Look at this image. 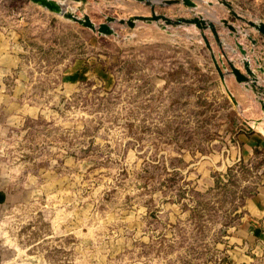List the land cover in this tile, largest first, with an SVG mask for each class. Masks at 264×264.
<instances>
[{"label": "rangeland", "instance_id": "1", "mask_svg": "<svg viewBox=\"0 0 264 264\" xmlns=\"http://www.w3.org/2000/svg\"><path fill=\"white\" fill-rule=\"evenodd\" d=\"M54 1L113 32L0 0L3 261L264 264L263 98L228 65L261 67L264 36L226 5L262 21L264 0ZM151 10L211 21L221 47L208 27L117 22Z\"/></svg>", "mask_w": 264, "mask_h": 264}, {"label": "water", "instance_id": "2", "mask_svg": "<svg viewBox=\"0 0 264 264\" xmlns=\"http://www.w3.org/2000/svg\"><path fill=\"white\" fill-rule=\"evenodd\" d=\"M34 3L43 6L46 9H49L57 14H60L72 21H75L77 23H80L83 26H86L92 30H96L98 33H104V34H110L113 32L112 28L109 26L108 23H102L98 26H96L89 18L87 15H84L83 18L77 17L75 16L73 13L65 10V8L63 6H61L59 3H57L54 0H31ZM75 1H84V0H75ZM140 1H146L147 3H151L149 0H140ZM182 2L188 6H195L194 2L192 0H182ZM227 7H229L231 10V13L233 16H235L238 19L243 20L247 25L253 27L255 30H257L262 36H264V22L263 21H254V20H247L244 17H242L241 15H239L234 9H232L231 5L229 3H226ZM161 19L162 21H164L165 24H193L195 27L199 28V29H205V28H209L213 34V37L216 41V43L218 44L219 47H221V40L219 38V34L216 31V28L214 26V24L209 21V20H204L202 17L200 16H195V17H191V18H185V17H178L175 19H171L165 15L162 14H156L153 10H151V15L150 16H144V15H137L134 17H131L127 20L124 19H118V23L120 24H126L129 27H133L135 25V20H145V21H157ZM116 19L114 17H107V22H113ZM223 24L231 30V32H235L236 28L230 24L226 19H222ZM201 35L205 41V45L206 47L209 49V51L211 52V58L214 64V67L218 73V76L222 82V84L225 87V90L227 92V94L229 95L230 99L232 100V102L234 104H237L236 99L234 98L233 94L231 93V91L227 88L226 83H225V73L222 71L215 55L213 54L212 48L209 44V41L207 40L206 36L204 35L203 32H201ZM251 42L254 44L256 42V40L252 37H249ZM237 46L239 47V50L241 52L242 55L246 56V50L241 46V44L239 42L236 41ZM243 68L245 73H243L242 71H240L232 61L228 60V65L230 67V73L234 76L235 80L238 83H244V85L246 87H250L252 89V91L254 93H256L257 95H261L263 99H260V104H261V108L264 111V86L262 84H260V80L258 78V75L256 74V72L254 71V69L251 67V63L248 59L244 58L243 59ZM256 62H258V60H256ZM259 71H263L262 67H258Z\"/></svg>", "mask_w": 264, "mask_h": 264}, {"label": "crops", "instance_id": "3", "mask_svg": "<svg viewBox=\"0 0 264 264\" xmlns=\"http://www.w3.org/2000/svg\"><path fill=\"white\" fill-rule=\"evenodd\" d=\"M262 21L264 22V20H262ZM260 59H261L260 64H261V67L263 68V71H259V69H257L258 66L255 64L254 65L252 64L251 66L254 69V71L256 72V74L258 75L259 80L261 81V83H263V86H264V57H262ZM263 190H264V187L261 188V193L259 194V198L257 199L258 204H260L259 207H261V209H262L261 211H262L263 215H262V218H258V219H256V221L253 220L254 228L257 227V228H259L260 231L264 230V210H263L264 209L263 208L264 207V194H263L264 192H263ZM1 196H2V192H1V187H0V199L2 198ZM3 260H4V255L0 249V264H7Z\"/></svg>", "mask_w": 264, "mask_h": 264}]
</instances>
